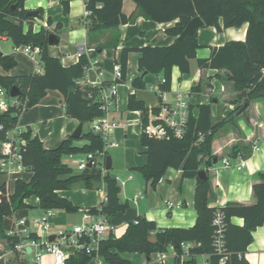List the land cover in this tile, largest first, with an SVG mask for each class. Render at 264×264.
I'll use <instances>...</instances> for the list:
<instances>
[{
  "label": "trees",
  "instance_id": "trees-1",
  "mask_svg": "<svg viewBox=\"0 0 264 264\" xmlns=\"http://www.w3.org/2000/svg\"><path fill=\"white\" fill-rule=\"evenodd\" d=\"M25 0H0V38L8 39L14 47L30 46L39 48V63L42 65V74L22 76H4L0 74V86L7 93L17 87L21 96L19 99L27 102L26 110L32 108L46 95L47 90L58 91L63 97L64 115L75 119L79 123H90L94 118L102 115L99 108V90L86 85H79L77 81L84 75V68L88 60L81 54L78 62L71 67L64 68L59 58L49 56L47 52L48 35L61 30V24L53 25L50 18L46 20L47 28L33 30L37 19H42L41 10L35 17H26L23 9ZM140 16L145 20L156 23L174 22L166 29L168 36L174 37V43L168 47H143L136 50L140 53L138 71L140 74L161 75L160 91H169L171 71L177 67L180 75L189 73V62L196 58L199 48L197 31L185 38H179L186 24L193 18L199 17L203 28L214 27L216 31L230 27L239 28L247 24L244 41H228L223 46L213 48L207 59L197 60L200 69L223 70L226 77L233 84L237 99L242 100L228 118L244 112L243 104L247 106L255 100L264 99V0H132ZM16 5L15 8H12ZM63 14L68 13V1L60 0ZM122 0H87L86 10L91 14L88 21V34L99 33L125 25L133 21V14L125 16L122 11ZM26 29L24 30V28ZM117 41V37H115ZM103 46H97L100 51ZM131 49H123L119 61L121 80L125 83L127 56ZM16 66V61L7 55L0 56V68L8 72ZM134 90L144 89L142 77L130 81ZM198 91L197 87L191 92ZM128 111H138L141 114L142 126L147 121V112L142 101L137 100L134 93L129 94L126 104ZM198 115L189 118L188 129L181 140H155L144 134L140 137V144L146 148L147 163L137 168L142 178L150 182L155 188L166 169L179 170L183 178L195 180L193 207L196 220L193 227L188 229L171 228L157 230L155 223L144 217H137L127 224L124 234L115 237L110 233L99 245L97 256L106 264H130L121 258L123 253H139L147 258L153 253H165L169 247L175 251L176 264H197L195 257L207 256V264H219L222 256L216 255L212 241L214 214L220 212L224 216V257L225 264H249L245 259L247 247L252 241V232L264 226V173H258V183L252 185V195L255 203L241 205L229 203L220 208H210L208 199L211 194L209 173L211 167V144L216 132L222 127L225 119L217 124L212 123L210 106H197ZM156 111V110H154ZM21 111L10 108L0 114V141L5 138L6 132L14 127L21 115ZM227 119V118H226ZM27 145L22 152V162L32 173L28 182L17 179L10 192L7 183L0 185V237L5 239L11 248L14 240L6 236L14 222L26 218L31 208L25 200L34 196L39 199L43 209H59L66 213H76L78 208L69 200L59 197L56 192L64 191L75 185L85 190L96 189L104 185L106 202L95 208L84 209L94 216L113 218L117 213L128 209V203L119 199L120 186L110 170L102 172L99 168H87L83 172L74 173L70 167L62 162L63 157L95 153L103 149L102 140L93 132L83 133L79 139L86 144L78 147L74 139L68 137L56 148L46 149L37 136L28 132ZM107 157V156H106ZM206 179L197 177L202 166ZM51 196L52 202H42V199ZM243 220L242 226L231 223V218ZM151 233L154 236L151 238ZM34 237V236H32ZM177 244V247H174ZM192 244L188 249V259L181 261L184 256L182 245ZM95 254L88 255L84 251H74L64 264H88L95 258Z\"/></svg>",
  "mask_w": 264,
  "mask_h": 264
},
{
  "label": "crops",
  "instance_id": "crops-1",
  "mask_svg": "<svg viewBox=\"0 0 264 264\" xmlns=\"http://www.w3.org/2000/svg\"><path fill=\"white\" fill-rule=\"evenodd\" d=\"M67 1L69 9L66 15L63 14L60 0H25L23 2L25 11L41 10L42 12V19H37L33 24L35 32L41 27L47 28L46 20L48 18L53 22V25L48 28L49 30H52L57 23L61 24V30L57 33L58 43L49 45L47 52L49 56L59 58L64 68L76 64L80 55L84 54L88 63L103 72L102 80L110 82L113 67L119 64L122 50H132L127 56V81L118 85L115 102L108 115L110 120L122 123L124 127L113 131L112 138L118 143V147L108 150L107 156L111 159L110 174L125 181L124 185L120 186L124 188L130 186L134 194L132 197H128L126 190L120 188L119 199L122 203H128L129 207L126 211L119 212L109 219L113 228L112 234L115 237L122 236L127 224L137 217H144L146 220L154 222L157 230L193 227L196 220V212L193 207L195 180L183 178L181 171L174 169H171V173L167 176L161 178L155 188H152L150 182L142 178L141 174L136 171L137 168L143 167L147 163L146 148L140 144L141 114L138 111L126 109L127 99L131 93L135 94L137 100L144 103L147 110L156 109L161 75L140 74L138 71L140 53L136 50L143 47L172 45L175 38L168 36L165 31L172 27L174 22L156 23L145 20L140 16L132 0H122V13L127 17L133 14V21L114 29L105 30L98 35H90L88 34V21L84 15L87 0ZM246 30L247 24H243L239 28L223 29L221 32L216 31L214 27L200 28L197 31L199 48L196 50V58L189 62V73L181 76L177 67H173L171 71L170 91L187 95L193 117L198 115V105L208 104L213 124H217L223 119L226 120L214 135L211 144L212 155L215 157L213 159L216 163L212 165L211 162V167H207L211 187L208 199L210 208H220L229 203L254 204L252 185L259 182L256 175L264 173V99L252 101L244 112L228 118V115L243 102L237 99L232 82L227 79L226 72L223 70L200 69L197 66V60L209 58L213 48L223 46L228 41H244ZM115 37L118 38L117 41ZM1 43L6 45L4 48L0 47L2 56H10L16 61V66L8 72L0 68L1 75L22 76L37 73L38 69L42 70L40 63L31 60L21 51H17L8 39L1 38L0 46ZM97 46H103V48L98 51ZM26 61L29 64L24 66ZM95 76L93 71L84 72L83 77L77 82L84 84L87 81L95 80ZM139 76L142 77L145 87L134 90L129 80ZM194 87H197L198 91L191 92V88ZM62 101L63 97L58 91L47 90L46 95L38 104L24 111L25 113L19 117L17 125L29 128L44 148H56L63 140L70 137L79 124L77 120L64 115ZM88 131H90V123H82L81 135ZM51 142L55 143L54 147L45 146ZM85 144L86 141L81 139L74 141V145L78 147ZM66 159L69 160L67 157H63L62 162L73 166V163L65 161ZM222 160H227L229 165L224 166ZM205 168L204 165L201 167L202 170ZM118 172H122L123 176H120ZM133 173H137L139 176L135 178ZM31 176L30 172L28 181ZM128 177L130 179H127ZM5 182L6 179L0 177V185ZM13 185H10L9 181L10 192L13 190ZM75 186H77V193H80L79 199L75 200L68 195L69 189L57 191L56 194L69 200L78 208L77 212L81 214L82 224L87 222L83 219L82 210L95 208L102 202L104 185L100 184L93 190H85L80 185ZM25 203L31 207L25 218L30 225L34 220L43 217L47 211L40 207V201L36 197H34L33 203L29 202V198L25 200ZM35 207H39L40 212L36 211ZM66 215L64 212L51 213L48 221L52 232H57V228L64 224L67 219ZM231 223L242 226L243 220L233 217ZM72 226L67 225V229ZM153 236L154 233H151V238ZM251 236L252 241L247 247L245 259L249 264H264V226L256 228ZM188 245L189 248L193 246L192 244ZM187 254L184 253L181 261L188 259ZM120 256L130 264H176L173 247H169L165 253H153L148 258L139 253H123ZM21 258H29V264H31L30 256H20L12 252L7 242L0 239V264H19ZM195 260L197 264L207 263V256L200 255L195 257ZM53 263V256L49 253L43 254L39 261V264ZM88 264L106 263L102 258L96 257Z\"/></svg>",
  "mask_w": 264,
  "mask_h": 264
},
{
  "label": "built area",
  "instance_id": "built-area-1",
  "mask_svg": "<svg viewBox=\"0 0 264 264\" xmlns=\"http://www.w3.org/2000/svg\"><path fill=\"white\" fill-rule=\"evenodd\" d=\"M90 11L86 10L85 16H89ZM1 40V38H0ZM17 51H21L31 60L39 63V48L30 46L16 47ZM93 71L96 74L95 80L87 81L84 84L91 88L99 90V108L102 115L94 118L90 122V131L98 136L103 142V149L95 153H88L79 156H68L73 166L67 164L68 167L80 173L90 168H99L103 173L105 170V158L110 149L118 147V143L112 138L113 131L117 128H123L124 125L114 122L109 118V110L114 105L117 94L119 80H121L120 65L113 67L112 80L105 82L102 80L103 72L98 71L93 64L88 63L84 68V72ZM43 69H38L37 74H42ZM264 74V71L262 72ZM127 81V80H126ZM131 81V80H129ZM158 104L156 111L148 110L147 121L145 126L141 123V134L155 140H181L185 136L188 129V122L191 116L190 102L186 94L181 92L158 91ZM27 102H23L19 97L12 98L6 90L0 86V114L7 112L10 108L25 111ZM2 126L0 125V131ZM31 131L27 127H20L17 124L9 129L5 138L0 141V177L6 179L5 183H9L10 179L19 176L24 170H27L22 162V152L27 145L26 136ZM34 134L31 131V136ZM76 157V158H75ZM224 166H228L227 160H222ZM119 185H124L125 181L115 177ZM127 179H130L128 177ZM106 202L105 194L102 202ZM51 211L47 210L45 215L40 219L34 220L30 225L25 218L14 222L13 227L6 232V236L14 240L12 252L20 256H30L31 264H38L42 254L49 253L53 256V264H64L65 259L74 251H84L88 255L95 254L99 250L100 243L113 231L109 219L98 215L94 216L82 211L83 219L87 222L74 225L69 229L51 232V225L48 221ZM214 226V235L212 246L216 255L222 256L219 264H225L224 257V216L220 212L214 214L212 221ZM53 235L54 241L49 242L48 237ZM34 236V237H32ZM57 240L59 242H57ZM185 253L188 252L189 245H182ZM207 264V263H203Z\"/></svg>",
  "mask_w": 264,
  "mask_h": 264
},
{
  "label": "water",
  "instance_id": "water-1",
  "mask_svg": "<svg viewBox=\"0 0 264 264\" xmlns=\"http://www.w3.org/2000/svg\"><path fill=\"white\" fill-rule=\"evenodd\" d=\"M16 5H13L12 8H15ZM26 17H35L37 15V11H27L26 12ZM203 27V22L199 17H195L193 19H191L185 26L184 30L182 31V33L180 34L179 38H185L187 36H190L191 34H193L194 32L198 31L200 28ZM58 43V37H56L55 34L51 33L48 35V44L50 46L52 45H56ZM0 56H2V54L0 53ZM10 97L15 98V97H20L22 94L20 92V90L17 87H13L10 90ZM247 107L246 104H243L241 110H245ZM81 133H82V123H79L77 128L74 130V132L70 135L71 139L77 140L81 137ZM215 160H212V165H215ZM88 168H90V164L87 165ZM111 168V159L110 157H106L105 158V170L109 171ZM197 177L201 180H205L206 179V174L203 170H200L198 172ZM53 199L51 196H47L45 198L42 199V202H52ZM48 241L49 242H53L54 241V236L51 235L48 237ZM174 247H177V244H175Z\"/></svg>",
  "mask_w": 264,
  "mask_h": 264
},
{
  "label": "rangeland",
  "instance_id": "rangeland-1",
  "mask_svg": "<svg viewBox=\"0 0 264 264\" xmlns=\"http://www.w3.org/2000/svg\"><path fill=\"white\" fill-rule=\"evenodd\" d=\"M8 46V45H7ZM0 47H2V48H4V47H6V45H4V44H2L1 43V46ZM29 63H27V61H26V63H24V66H27ZM31 65V64H30ZM29 65V66H30ZM9 75H11V74H9ZM241 101V100H240ZM23 113H25L24 111H22V113H21V115L23 114ZM20 115V116H21ZM53 142H51V143H49V144H46L45 146L46 147H54L53 145H55V143H53ZM65 161H67V162H71V161H69V160H65ZM73 171V170H72ZM74 172V171H73ZM115 172V171H114ZM75 173H77L76 171H75ZM116 173V172H115ZM120 173V176H123V174H122V172H118V174ZM169 173H171V169H166V171H165V173L163 174V176H162V178H164L165 176H167V174H169ZM29 174H30V172L28 171V170H24L22 173H20L19 174V176L17 177V178H19L20 180H23V181H28V177H29ZM133 175L135 176V178L136 177H138L139 176V174H137V173H133ZM15 181V178H13V179H10V185H13V182ZM120 186V185H119ZM76 188H77V186H73L72 188H70L69 190H68V195H70V196H72L75 200L79 197V192L77 193V190H76ZM120 188L122 189V190H126L125 192H126V194H127V196L128 197H132L133 196V194H134V192H132V190L130 189V186L128 187L127 186V188H124V187H122V186H120ZM67 194V193H66ZM90 195H92V194H90ZM79 199V198H78ZM29 202L30 203H33L34 202V196H31L30 198H29ZM34 209V208H33ZM35 210L36 211H38V212H40V209H39V207H35ZM51 210V212L53 213V214H57V213H60V212H64L65 214H67L66 216H67V219H66V221L64 222V224H61L60 226H59V228H57L58 230H60V231H63V230H66L67 229V225H70V226H72V225H74V224H81V214L80 213H78V212H76V213H66L65 211H62V210H59V209H50ZM58 230H57V232H53V233H58ZM51 232H52V230H51ZM0 239L1 240H4V242L6 243V240L5 239H3V238H1L0 237ZM57 242H59L58 240H57ZM45 254V253H44ZM43 255V254H42ZM181 259V258H180ZM183 259H186V257H183ZM30 263V260H29V258H27V259H24V258H21V260H20V263L19 264H29ZM39 264V263H38Z\"/></svg>",
  "mask_w": 264,
  "mask_h": 264
}]
</instances>
